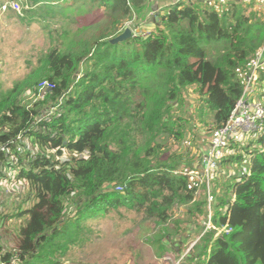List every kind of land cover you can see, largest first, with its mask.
<instances>
[{
  "label": "trees",
  "instance_id": "16d2710c",
  "mask_svg": "<svg viewBox=\"0 0 264 264\" xmlns=\"http://www.w3.org/2000/svg\"><path fill=\"white\" fill-rule=\"evenodd\" d=\"M149 5L22 4L19 19L33 8L48 17L95 9L100 17L81 29L95 26L94 34L62 50L61 41L27 77L0 89V183L12 173L21 190L0 212V264H60L88 241L92 222L120 210L156 224L161 235L152 243L161 254L202 224L187 264H264V120L245 141L228 142L233 153L220 162L236 169L222 184L213 178L209 195L191 164L243 94L247 64L264 45V17L245 0H179L140 31ZM128 23L134 36L109 43ZM194 129L206 136L189 145ZM178 210L186 221L174 217Z\"/></svg>",
  "mask_w": 264,
  "mask_h": 264
},
{
  "label": "rangeland",
  "instance_id": "374dc122",
  "mask_svg": "<svg viewBox=\"0 0 264 264\" xmlns=\"http://www.w3.org/2000/svg\"><path fill=\"white\" fill-rule=\"evenodd\" d=\"M8 1L0 0V7ZM256 4V9L264 17V0H259ZM25 9H27V6H21L20 11L17 13L12 12V10L2 11L0 8V89L2 91L8 90L14 82L27 77L32 69L37 66L38 58L52 47L59 46L61 41L60 49L62 50L65 49L64 44L68 43L70 47V41H75L77 38H88L91 34H94L97 31L95 26L85 31L81 29L97 23L100 17L99 11L95 9L85 14L81 12L65 16L53 12L54 16L48 17L49 15H46L44 10L37 8H33L34 13L32 16L24 14L23 19L16 17V15H23ZM102 25L101 21L100 30H102ZM132 25L133 23H128L125 28H129L132 31V36H134ZM64 34L67 35L65 41ZM261 88L264 92L262 84ZM26 98L28 103L35 101V96L27 95ZM187 109L191 110L188 105ZM198 131L199 133L194 129L192 134L188 135L190 139L187 144L190 145L196 139L206 136L201 129ZM196 132L197 134H195ZM232 153V150H226L222 158H226ZM193 154L194 152L189 156L192 157ZM204 157L191 162L198 172L192 173V177L199 184L204 180L209 195L215 188L212 182L213 178H216V181L222 184L228 174L233 173L236 167L231 164L222 165L220 162L217 167L219 171L215 170V172L207 174L202 169V159ZM5 173L9 172L5 171ZM13 177L14 174L10 173L9 179H4L0 183V212L16 202L20 194L21 190L15 186ZM180 210L174 217L180 216V220L186 221L187 217L182 216ZM208 213L211 214L209 206ZM201 225L198 229L192 231L186 239L180 240V244L171 245L170 243L171 253L161 254L156 251V247L152 243L161 235L156 224L143 220L141 216L133 212L126 213L120 210V215L112 213L110 217L99 218L97 223L92 222V233L89 235L88 241L82 245L72 247L68 254L60 260V264H187L184 262L185 256L205 233V228ZM205 225L208 228V223H205ZM172 226L170 224L169 228ZM181 227L184 226L181 225ZM172 230L173 228H171ZM222 230L217 231L215 236ZM173 249L176 252L175 254ZM181 251L182 253L179 254Z\"/></svg>",
  "mask_w": 264,
  "mask_h": 264
},
{
  "label": "built area",
  "instance_id": "2783aa9c",
  "mask_svg": "<svg viewBox=\"0 0 264 264\" xmlns=\"http://www.w3.org/2000/svg\"><path fill=\"white\" fill-rule=\"evenodd\" d=\"M26 1L10 0L0 8L2 11L12 10L18 13L22 4ZM262 48L256 52L254 58L247 64L243 94L227 124L215 131L210 138L208 154L202 159V169L207 174L218 167L224 152L228 151V142L232 137L240 133L254 135L263 125L264 107L258 101L252 99L258 90L259 73L264 72V50ZM39 88L40 90L44 88L51 89V86L48 83H42Z\"/></svg>",
  "mask_w": 264,
  "mask_h": 264
},
{
  "label": "crops",
  "instance_id": "0c3cea01",
  "mask_svg": "<svg viewBox=\"0 0 264 264\" xmlns=\"http://www.w3.org/2000/svg\"><path fill=\"white\" fill-rule=\"evenodd\" d=\"M177 0H149V7H150V11H148L147 15L144 18V21L142 22V27L140 26V31H148L151 28L154 27L155 24V19H156V15H157V11H163L166 7L170 6L171 4H173L174 2H176ZM248 2H251L254 4L253 9L257 10V1L259 0H245ZM9 2V1H8ZM3 3V2H2ZM14 12V11H12ZM264 50V45L263 48ZM261 88V84L258 85V90L256 92V94L253 95L252 99L255 101H258V98H260L262 91L260 90ZM261 92V93H260ZM246 138L245 134H238L235 137H232L229 142H240V141H245ZM210 148V147H209ZM209 148H207V151H209ZM208 154V152L206 153V155ZM205 155V156H206Z\"/></svg>",
  "mask_w": 264,
  "mask_h": 264
},
{
  "label": "water",
  "instance_id": "95a60500",
  "mask_svg": "<svg viewBox=\"0 0 264 264\" xmlns=\"http://www.w3.org/2000/svg\"><path fill=\"white\" fill-rule=\"evenodd\" d=\"M155 20L156 21L158 20L157 16H156ZM130 37H132V31L129 28H125L122 33H120L116 37L110 39L109 43H111V44L120 43L122 41L129 39Z\"/></svg>",
  "mask_w": 264,
  "mask_h": 264
}]
</instances>
